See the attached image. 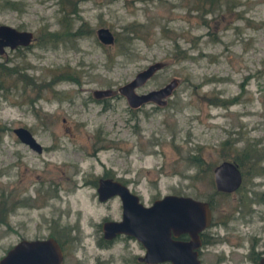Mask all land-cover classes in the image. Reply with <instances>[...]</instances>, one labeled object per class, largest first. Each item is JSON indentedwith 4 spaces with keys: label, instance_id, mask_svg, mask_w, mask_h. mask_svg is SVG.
I'll return each mask as SVG.
<instances>
[{
    "label": "rangeland",
    "instance_id": "obj_1",
    "mask_svg": "<svg viewBox=\"0 0 264 264\" xmlns=\"http://www.w3.org/2000/svg\"><path fill=\"white\" fill-rule=\"evenodd\" d=\"M10 1L17 7H0V24L33 38L0 53L1 65L30 77L24 92L13 75L0 82V210L13 207L28 232L38 224L46 233L50 218L69 227L67 262L141 264L131 237L101 246L99 224L118 219L120 204L96 199V176L118 179L144 205L165 194L206 199L216 163L240 161L243 146L264 151V0H78L71 36L57 0ZM98 27L112 43L98 41ZM47 31L62 38L42 42ZM154 61L160 68L135 92L176 86L161 106L129 108L116 88ZM93 89L112 94L94 98ZM18 126L46 148L25 147L11 131ZM244 169L236 191L212 196L218 223L205 229L213 242L200 247L202 262L247 264L248 249L264 245V171ZM12 239L0 224V255Z\"/></svg>",
    "mask_w": 264,
    "mask_h": 264
},
{
    "label": "water",
    "instance_id": "obj_2",
    "mask_svg": "<svg viewBox=\"0 0 264 264\" xmlns=\"http://www.w3.org/2000/svg\"><path fill=\"white\" fill-rule=\"evenodd\" d=\"M96 38L103 44H110L113 35L105 27L95 30ZM33 36L28 30H18L6 24H0V53L4 48L14 49L26 46ZM161 66L154 61L137 71L131 79L119 85L116 92L120 94L129 108H137L145 103L163 105L172 89L175 79L164 85L136 93ZM264 71V63L262 65ZM94 98L110 96L111 89H93ZM18 140L35 151L40 145L30 132L22 126L12 129ZM214 189L218 192H232L241 182L238 166L231 160H221L212 169ZM97 200L102 201L113 195L120 200V217L118 220H103L100 229L103 237L115 234L133 237L143 248L137 260L145 264L167 262L168 264H203L197 257L199 247L198 233L208 226L210 211L204 200L188 195L165 194L144 205L134 193L117 180L99 178L96 187ZM184 235L186 239L177 237ZM59 259V248L50 240L20 242L14 245L0 258V264H54ZM260 261H264V258Z\"/></svg>",
    "mask_w": 264,
    "mask_h": 264
},
{
    "label": "flooded vegetation",
    "instance_id": "obj_3",
    "mask_svg": "<svg viewBox=\"0 0 264 264\" xmlns=\"http://www.w3.org/2000/svg\"><path fill=\"white\" fill-rule=\"evenodd\" d=\"M154 105H156V104H154ZM12 129H11V131H12ZM18 141L21 142L20 140H18ZM21 143L25 147H27L29 150H31L33 152H36V153H40L46 148V146H41L40 145V150L39 151H35V150L31 149L27 144H25L23 142H21ZM240 174H241V182H242V178H243L242 177V173L240 172ZM211 176H212V172H211ZM99 178H111L113 180H117L118 181V179H116V178H114L112 176L104 175V174L101 175V176H96V178L91 181V184L94 186L95 195H96L97 180ZM118 182H120V181H118ZM120 183H122V182H120ZM122 184L125 185L124 183H122ZM212 185H213V181H212ZM125 186L127 187V185H125ZM238 188H239V186H238ZM213 189H214V185H213ZM237 189H235L234 191H236ZM128 190L131 193H134L131 189L128 188ZM234 191H232V192H234ZM52 192L53 191H51L48 194H46L44 198L45 199L53 198L55 195H54V193L52 194ZM222 193H225V194H222V195H227V194H229L231 192H227V193L226 192H222ZM27 198L21 199V200H19V202H21L22 204H25L27 202V200H26ZM113 198H116L119 201V204H120V200H119L118 196H116V195H113V196H111V197H109V198H107L105 200L99 201V202H105V201L113 199ZM96 199H97V195H96ZM201 200H204V201H206L208 203V207H209V211H210V221H209V224H208L207 227H209V225H213V224L218 223V222H215V219H214L215 218V208L213 206L214 205V201H213L214 199H212L211 205L207 201V199H201ZM10 205H12V204H10ZM34 207L35 206H33V205L30 206V208H34ZM14 211H15V209L13 207L4 208V216L0 220V224L2 225V228H3L4 236H7V237L13 236L12 240H8L9 242L4 247V249L2 251V254L0 255V258L3 255H5L7 253V251H9L17 243L25 242V241L31 242V241H35V240H50L51 242H54L57 245V247L59 248V259L54 264H85L84 261L78 260V259H75V258H71V259H73L71 262H67V260H66L67 258H70V256H72V255H67V253H68L67 244L71 243V241H72V237L70 235L69 227L58 226L57 225V220L53 219V218H50L49 221H47V226H46L47 231H46V233H44V234L40 233V231H39L40 225H38V224H34L33 227H31V231L28 232L27 231L28 228L26 226V222H24L22 219H20L22 221L19 220V221H17L18 222L17 224H14V214H13ZM0 216H1V214H0ZM119 217H120V215H119ZM118 219H116V220H118ZM104 220H110V219H104ZM207 227H205L203 230H201L198 233V238H199L200 244H199V247L197 249V257H198L199 261L201 263H203V264H219V262H213V263L202 262L200 257H199L200 247L209 245V244H211L213 242V241H211L209 239L210 238V237H208L209 235H207L205 233V229ZM99 229H100V224H99ZM100 236H101V240H100L101 246L110 244V243H112L113 241H115L117 239H122L124 237H130V236H126V235L120 233V234H115L114 236H111L109 238H105L102 235L101 229H100ZM131 238H133V237H131ZM177 238L178 239H186V236L181 235V236H179ZM140 247L142 248L141 245H140ZM142 250H143V248H142ZM248 252L249 253H247L245 255V257L247 259V264H264V261L263 262L260 261L261 259L264 258V245H263V247L260 250H256V251L251 246V248L248 249ZM138 256H140V255H138ZM136 258H137V256L135 257V260L138 263L145 264V263H143L141 261H138ZM163 263L168 264L167 262H163ZM94 264H98V263H94ZM155 264H161V263H155Z\"/></svg>",
    "mask_w": 264,
    "mask_h": 264
},
{
    "label": "trees",
    "instance_id": "obj_4",
    "mask_svg": "<svg viewBox=\"0 0 264 264\" xmlns=\"http://www.w3.org/2000/svg\"><path fill=\"white\" fill-rule=\"evenodd\" d=\"M77 1L78 0H57V3H58L60 10L63 11L62 16L59 19L58 23H59V25H65L64 30L66 31V33L69 36H71V33H69L67 31V28L69 25V16H70V14H74L76 12ZM0 7H8L10 9H14L17 7V3L14 1H10V0H0ZM77 31H78V29H76L75 33L72 34V36L77 34ZM116 35H117L116 39L119 41L118 42L119 45L122 46V48H124L123 43L126 41V39L124 37H122V39H121V37L118 35V33H116ZM59 38H62V37H60L58 33L47 31V32L43 33L39 39H41L42 42L55 43L57 41V39H59ZM16 48H18V47H16ZM22 69H24V68L17 67L16 64H12L11 66H4V65L0 64V82L2 81L1 80L2 78L6 79V77L13 75L14 80L19 81L21 83V86H22L21 91L24 92V83L29 82L30 77L28 78V75H26V73H24V71ZM13 85H15V84H13ZM39 86L40 85L37 86V91L39 90ZM0 88L3 90L2 85H0ZM35 96H37V93H35ZM240 152L242 155L240 157V158H242L240 161L238 160L239 158H234L233 160H231L237 164L240 172H243V167L245 168L244 170L248 171L249 173H259L260 171H264V169H261L258 166L259 160L264 159V151L262 148L257 147L256 145L243 146L240 149ZM189 160H190V162H189L190 164L192 163L193 165H197V166L199 165V160L196 159L195 156H190ZM243 165H245V166H243ZM196 173H198V172H196ZM240 185H241V183H240ZM240 185H239V187H240ZM222 194H225V193L217 192L213 189L211 195H209L206 199L211 205L212 199H213L212 196L222 195ZM0 203L1 204L3 203L2 199L0 200ZM244 203L245 202H241V204H244ZM0 214H1V216H0V220H1L4 216V208L0 210Z\"/></svg>",
    "mask_w": 264,
    "mask_h": 264
}]
</instances>
